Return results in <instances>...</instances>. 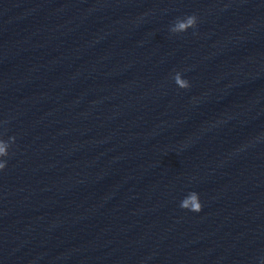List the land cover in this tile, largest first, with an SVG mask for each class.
Instances as JSON below:
<instances>
[{
	"label": "water",
	"instance_id": "water-1",
	"mask_svg": "<svg viewBox=\"0 0 264 264\" xmlns=\"http://www.w3.org/2000/svg\"><path fill=\"white\" fill-rule=\"evenodd\" d=\"M0 135V264H264V0H0Z\"/></svg>",
	"mask_w": 264,
	"mask_h": 264
},
{
	"label": "clouds",
	"instance_id": "clouds-1",
	"mask_svg": "<svg viewBox=\"0 0 264 264\" xmlns=\"http://www.w3.org/2000/svg\"><path fill=\"white\" fill-rule=\"evenodd\" d=\"M190 25L195 23L196 21V17L195 16H190L187 18ZM13 138L12 137H9L7 140H5L3 138L2 135H0V169H3L5 167V164H6V160L4 159L5 157L8 156L9 152V147H10V144H9V141H11ZM181 207H183V205H181ZM192 210V209H190Z\"/></svg>",
	"mask_w": 264,
	"mask_h": 264
}]
</instances>
